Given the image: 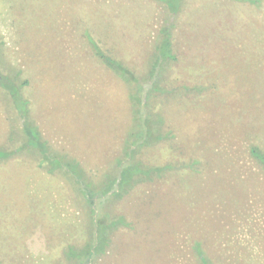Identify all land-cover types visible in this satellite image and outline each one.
Masks as SVG:
<instances>
[{
  "label": "rangeland",
  "instance_id": "1",
  "mask_svg": "<svg viewBox=\"0 0 264 264\" xmlns=\"http://www.w3.org/2000/svg\"><path fill=\"white\" fill-rule=\"evenodd\" d=\"M165 1L0 0V151L13 152L0 156L1 264H72L69 246L88 244L104 214L65 165L41 163L24 111L98 184L118 176L126 148L173 166L120 200L131 226L90 264H201L198 243L210 264H264V172L250 152L264 151V0ZM167 20L176 58L162 61ZM100 51L171 89L142 96L161 136L150 146L135 140L131 88Z\"/></svg>",
  "mask_w": 264,
  "mask_h": 264
},
{
  "label": "trees",
  "instance_id": "2",
  "mask_svg": "<svg viewBox=\"0 0 264 264\" xmlns=\"http://www.w3.org/2000/svg\"><path fill=\"white\" fill-rule=\"evenodd\" d=\"M166 1L164 3H166ZM253 1L257 3L259 0H245V2L249 3ZM167 9L168 13L170 11L173 15L178 12L174 6V2H169ZM167 22L160 29L158 43L156 45V54L162 61L173 60L176 58L173 54V29L175 26L168 20ZM100 54L102 60L109 65V69L113 70L115 75L124 79L130 86L131 98L135 107L134 121L132 125L133 131H135L133 136L136 141H143L140 145L141 147L150 146L155 139H158L161 136L154 132L151 110L148 108V105H143L142 98L145 97V103L147 104L149 96H152L155 93L162 94L171 89L163 88L159 80L142 83L138 81L137 77L130 69H127L126 65L116 59L103 55L101 51ZM24 83L27 84V82ZM5 84H3V86H5ZM22 85L20 84L19 86ZM10 91L13 98L16 97L14 90L10 89ZM23 101L24 105H26V100ZM16 105L21 109L22 105H18V103ZM22 111L24 110L22 109ZM22 113L25 114L23 131L27 136L28 146L37 150L42 156L43 160L41 163H51L57 167L66 166V170L69 171L82 186L84 195L89 200L90 204L95 206L96 200H100V204L102 205L101 211L102 213L104 212L105 215L103 214V216L96 222L95 232L92 234L90 242L79 249H77V247L69 246L66 252V258L69 261H72V264H90L92 259L104 255L107 252L112 241L111 236L117 228L131 226V222L127 220L125 215L120 214L118 208L115 207L117 204L121 203L120 200L122 201V198H124L125 195L130 194L137 186L154 182L158 178L163 177L165 172L170 170L171 167L173 168V166H152L145 164L140 160H135L134 155L138 152L137 149L127 150L126 148L124 157L130 158V160L119 159L116 161L119 169L118 176L105 182H99L98 184V182H95L92 177L89 176L79 160L66 152L55 149L51 143L48 144V141L42 138V133L38 126H32L27 120V112L24 111ZM250 152L256 159L262 172H264V151L252 145L250 146ZM11 153L13 152L0 151V156L11 155ZM195 163H198V161ZM193 165L194 163L190 165L187 164L184 165V167H191ZM55 170V168H51V172ZM104 203L105 206H107V209H105ZM112 205H114V208ZM104 216H106V218L111 216L112 219L108 220L103 218ZM196 249L198 251V259L200 263L210 264L209 258L202 254V244H196Z\"/></svg>",
  "mask_w": 264,
  "mask_h": 264
}]
</instances>
